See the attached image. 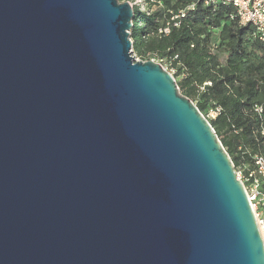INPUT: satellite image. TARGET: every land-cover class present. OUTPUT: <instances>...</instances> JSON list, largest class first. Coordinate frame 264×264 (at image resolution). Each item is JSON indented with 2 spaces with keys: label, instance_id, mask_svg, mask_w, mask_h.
I'll return each mask as SVG.
<instances>
[{
  "label": "water",
  "instance_id": "obj_1",
  "mask_svg": "<svg viewBox=\"0 0 264 264\" xmlns=\"http://www.w3.org/2000/svg\"><path fill=\"white\" fill-rule=\"evenodd\" d=\"M118 0H0V264H264L214 128Z\"/></svg>",
  "mask_w": 264,
  "mask_h": 264
},
{
  "label": "trees",
  "instance_id": "obj_2",
  "mask_svg": "<svg viewBox=\"0 0 264 264\" xmlns=\"http://www.w3.org/2000/svg\"><path fill=\"white\" fill-rule=\"evenodd\" d=\"M143 1L145 10L132 5V53L175 68L178 90L202 114L215 111L210 124L234 167L251 164L264 154V45L254 27L230 18L224 0Z\"/></svg>",
  "mask_w": 264,
  "mask_h": 264
},
{
  "label": "built area",
  "instance_id": "obj_3",
  "mask_svg": "<svg viewBox=\"0 0 264 264\" xmlns=\"http://www.w3.org/2000/svg\"><path fill=\"white\" fill-rule=\"evenodd\" d=\"M157 2L160 3L159 0ZM224 2L233 6L234 10L230 18H235L237 23L241 25L251 24L254 27V37L264 45V0H224ZM189 8H193V5L187 7V9ZM179 15L184 16V10ZM161 31L166 33L168 28L166 27ZM131 54L134 60L137 59L133 53ZM256 110L260 112L261 107L257 106ZM262 134L264 135V129ZM250 156L252 163H240L235 168V172L243 184L264 245V154L256 152Z\"/></svg>",
  "mask_w": 264,
  "mask_h": 264
},
{
  "label": "rangeland",
  "instance_id": "obj_4",
  "mask_svg": "<svg viewBox=\"0 0 264 264\" xmlns=\"http://www.w3.org/2000/svg\"><path fill=\"white\" fill-rule=\"evenodd\" d=\"M118 1L119 2L129 1L132 5L133 4L138 5L141 10H145L146 9V6H145V3H144L143 0H118ZM135 60H141V59L140 58H137ZM152 60L157 61L155 58H152ZM163 67L167 71H169L174 76L175 79H178L180 77V75L177 76L176 69L175 68H172L168 64H163ZM203 115L210 122L214 118V116H215V111L209 110V111H206L205 114H203Z\"/></svg>",
  "mask_w": 264,
  "mask_h": 264
}]
</instances>
